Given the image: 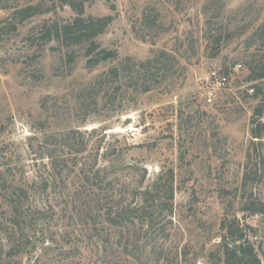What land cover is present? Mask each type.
<instances>
[{
  "label": "rangeland",
  "instance_id": "1",
  "mask_svg": "<svg viewBox=\"0 0 264 264\" xmlns=\"http://www.w3.org/2000/svg\"><path fill=\"white\" fill-rule=\"evenodd\" d=\"M75 1L111 18L95 42L116 60L86 67L81 46L48 40L76 16L69 0H0V185L33 187L27 204L43 209L28 256L8 258L0 233V264H216L226 215L253 228L264 264V215L240 212L264 205V137L250 136L264 123V0ZM126 59L154 63L103 94L89 86ZM211 69L230 87L206 105L196 78ZM93 166L97 180L82 172ZM169 177L171 216L108 224L110 207Z\"/></svg>",
  "mask_w": 264,
  "mask_h": 264
},
{
  "label": "trees",
  "instance_id": "2",
  "mask_svg": "<svg viewBox=\"0 0 264 264\" xmlns=\"http://www.w3.org/2000/svg\"><path fill=\"white\" fill-rule=\"evenodd\" d=\"M71 10L76 14L74 18L64 23H53L46 30L48 40L57 42L61 47L67 50L72 46H81L84 50L83 57L85 58L86 67H95L101 62L114 61L117 59V53L108 49L101 48L95 39L102 35L111 23L109 16L105 17H86L84 16V3H77L75 0H69ZM31 7L20 10L17 14L29 12ZM263 29V28H261ZM68 55V52L66 53ZM128 61V62H127ZM148 62L138 66V63H132L126 59L120 61L117 65L110 67L107 71L100 73L92 81L90 87L98 86L99 94L107 92L113 83H119L120 75L125 73L132 74V70L137 66V73H142L144 67H152L153 59H148ZM152 62V63H151ZM151 63V64H150ZM128 66L131 68L127 69ZM226 72V70H225ZM119 85V84H118ZM105 87V90L103 89ZM117 88H120L119 86ZM150 90L149 86L142 88V85L137 89V93H146ZM118 92V89H117ZM97 93V94H98ZM78 131H69L64 139L65 144H69V140L75 139ZM252 139L260 140L264 137V123H258L254 129L250 130ZM83 148H86L87 142L82 143ZM66 146V145H65ZM72 146V145H71ZM78 152V151H77ZM84 167H87L85 163ZM104 170L101 167L93 166L91 169L83 168L84 177H91V180H97L99 174ZM87 173H91L88 175ZM247 175L244 176V180ZM6 185H0V220H4L10 224L12 229L4 227L0 230L5 236L7 244V257L17 258L18 256H28L30 254V245L32 237L35 233L36 222L38 224L43 209H39V205H28L31 197L35 199L37 191L33 188H24L23 186L14 185L12 181ZM93 182V181H92ZM46 192L45 186L42 188ZM173 200V177L166 178L165 182L157 179L153 184L142 188L138 191L136 201L129 204L122 203L115 207H110L107 222L115 228H123L126 226L125 221L129 220L132 224L136 222L141 227L151 228L156 213H161L165 216H171ZM113 210V211H112ZM250 211L252 215H264V205L257 202H252L247 209H242L240 212ZM130 217H132L130 219ZM241 223L239 219H229V216H223L220 221V242L217 248L216 264H261V258L253 243L247 239L246 231L254 230L250 226ZM9 225V226H10Z\"/></svg>",
  "mask_w": 264,
  "mask_h": 264
},
{
  "label": "built area",
  "instance_id": "3",
  "mask_svg": "<svg viewBox=\"0 0 264 264\" xmlns=\"http://www.w3.org/2000/svg\"><path fill=\"white\" fill-rule=\"evenodd\" d=\"M241 67L240 64H235L233 65V70L237 72ZM229 76V71L225 72L211 69L196 78V83L200 90L203 103L211 105L221 92L230 87ZM247 92L250 95L254 94V88L251 87Z\"/></svg>",
  "mask_w": 264,
  "mask_h": 264
}]
</instances>
